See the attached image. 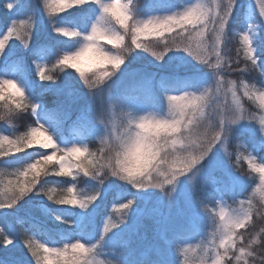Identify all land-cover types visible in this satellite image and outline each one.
<instances>
[{"label":"trees","instance_id":"trees-1","mask_svg":"<svg viewBox=\"0 0 264 264\" xmlns=\"http://www.w3.org/2000/svg\"><path fill=\"white\" fill-rule=\"evenodd\" d=\"M184 1L186 0H139L138 10L143 9V13L149 10H163L171 8L172 5H179ZM8 2L16 3L17 0H0V41L4 42L3 52L12 58L20 57L27 63L28 75L33 83L36 84V90H25L26 99L22 103L41 102V110L36 117L32 115L31 107L26 111H20L14 117L12 125L0 121V135H7L10 139H16L18 136L29 132L31 128L38 127L39 125L36 123L38 118L42 123L50 125L51 134L56 143L59 144V148L50 146L45 149L44 147L32 145L26 148L23 147L20 152H16L14 149L10 152L6 150V155L0 157V169L4 170L3 179L7 183L9 180L23 179L15 174V167H18V165L12 166L7 163L11 157H23L25 154H32V159L28 160L27 163H34L36 159H39V156L36 155L37 153H42L43 155H51L54 151L57 153L56 159L48 163L44 170L40 172L39 177H36L38 181L37 190L40 185H43L46 192L47 189H54V191L47 192V194L42 193L41 195H36L35 192L29 193V197H22L21 200L17 201L16 205L12 206L13 209L17 208L15 211L12 209L0 210V229H3V232L0 233V245H2L4 235H10V238L13 239V244L8 245L6 248L0 246V264H30V261L31 264H36V259L31 255V250L28 249L25 242L28 238L37 243H44L47 248H63L64 243L76 242L75 239H65V234H75L78 231L76 226L64 221L76 220L77 225L83 227L82 230L92 234L103 233L104 227L107 226L108 233H105V235H111L117 231V228H113V224L121 227L120 221L127 219L125 215L127 210L122 209L120 205L126 204L128 198H134L138 190L128 185L127 182L117 181L115 178H109L106 183L112 182L113 191H123L124 198L114 199L112 194L105 192L98 202H94L96 204L94 211L81 209L78 205L55 203L56 200L65 197L67 188L73 185H75L77 198L83 199L84 194L88 193L89 184L92 183L91 178L85 177L83 173H78L75 170H73L75 178L60 174L57 158L64 156V149L72 147V144L86 148L87 152L95 153L97 158L102 157L105 153L98 136L103 131V128L98 123V120L103 119L105 121L106 119V113L102 109L105 99L113 106L116 117H119L123 109L131 108L135 111L139 105L150 107L152 110L163 109L166 104L167 94L161 90V82L169 80L176 71L158 65L150 58L149 52L143 49H134L130 60L128 61L129 57L125 58L129 69L127 74H120L119 69L109 67L110 75L103 79L101 85L95 89H89L83 83V78L80 77L76 69H72L70 66H61L58 63V60L64 54L63 50H77L80 38L65 37L63 34H57L51 28L45 27L50 22L57 26H64L60 24V18H63L65 13L72 12L73 9L53 13L49 17L44 0H19V3L23 6L22 11L19 9H7L6 4ZM131 3H135V0H131ZM241 3L245 5L248 0H241ZM30 13L35 14L32 23L33 28H35L37 22V28L35 35L32 31L29 32L27 37L29 45L25 46L21 38L16 37L14 34L9 36L8 29L12 27L11 22L13 20H27ZM41 21H43V24ZM239 28L240 25L238 23L233 24L232 30L228 32L222 45V53L231 77L237 84L247 83L258 88L264 87V84L261 83V81H264V77H261L259 69L246 70V63H250V61H246L244 57V49L240 37L236 33ZM175 32L171 35H175ZM168 35L165 38H168ZM5 37L8 38L5 39ZM41 41L45 42L53 50L52 54L40 63V66L44 68L45 77H53L52 81L41 80L39 72L35 70L36 63L30 55V46ZM69 42H75L76 47L67 48ZM186 70L189 72L195 71L193 69ZM65 73L71 75L66 76ZM90 74L88 73V75ZM97 76H99V73H97ZM3 78L12 79L13 77ZM52 84H55L54 87L56 88L70 87L75 89L77 94L73 96L56 95L51 92H44L42 96L39 94L41 87L47 88ZM9 90L11 91V89ZM189 90L197 91L194 88ZM93 92L95 93L96 101L92 111H87L90 106L89 94ZM177 92L179 91H170L168 94ZM239 94L245 111L257 116L255 123L258 125V117L261 110L257 103L249 101L247 97L241 94V91ZM57 110L70 113L71 117L65 118L62 116L59 120L53 119L50 114ZM82 113H86V119L82 117ZM243 138L247 141V134ZM228 148L231 151V165L247 179L248 183L245 190L249 191L256 182L258 173L249 169L248 162L244 158H241L239 163H237L236 156L241 154L242 151L250 152L251 149L244 143L238 144L235 139L228 144ZM253 154L258 160L264 162L259 153ZM217 175L220 174L217 173ZM31 178L30 175L29 179ZM210 189V177L204 174L192 186V191L189 190L190 199L196 209L205 215L210 211L208 207H205V201L214 202L215 199V196L210 193ZM154 192L158 197L163 191L154 189ZM47 195H51L53 200L48 201ZM180 198L178 199L179 203L172 202L170 205H163L162 224L156 222V217L144 220V227L141 229L143 239L135 241L133 247L142 249L153 244L164 246L159 236L160 228L163 229L162 232L165 233L168 239H174L178 233L189 227L190 223H187L186 218L179 213L181 209L179 204H182ZM156 204V199L153 198L150 206ZM136 206L141 205L139 201L134 200L133 207ZM48 209L55 211L61 219L56 220ZM198 223L200 226L199 235L194 234L191 239L176 241L173 249L176 264H180V261L184 258L183 254L176 251V249L188 247L189 245L195 247L203 241L205 232L209 227L208 221L206 222L204 218H201ZM262 227H264V201L256 200L253 206L251 222L247 228L239 229L238 232L243 234L244 243H246L250 235L258 233ZM49 238L51 242H49ZM91 242L95 243V240ZM81 243L88 246L87 240H81ZM256 250L257 257L255 258L258 259L260 255L259 248ZM117 251L118 249L100 246L88 258L94 259L97 264H115V252ZM39 253L43 256V249H39ZM50 259L56 260L57 258L53 255ZM40 264H44V262L41 260ZM225 264H235L231 251L228 257L225 258Z\"/></svg>","mask_w":264,"mask_h":264},{"label":"clouds","instance_id":"clouds-1","mask_svg":"<svg viewBox=\"0 0 264 264\" xmlns=\"http://www.w3.org/2000/svg\"><path fill=\"white\" fill-rule=\"evenodd\" d=\"M82 2L83 0H64L67 4ZM236 2L237 0H197L187 9L145 18L138 13L139 0H135V3H131V0L129 3L123 0H104L107 6L102 8L101 14L105 25L98 28L94 24L90 32L91 39L84 46L99 58L97 66L89 72L91 74L88 75V79L94 80L97 73H109V67L118 69L125 62V58L133 55L134 49L143 46L144 49L150 50L147 51L150 53L164 52L184 36H194L199 42L201 54H207L211 59L214 52L213 42L218 39V30L209 28V25L222 12L231 11ZM127 4H131L130 9L126 7ZM245 5L254 6L258 12L259 19L251 26L255 28L257 24H264V0H248ZM176 29L178 31L175 35L169 34ZM61 31L68 37L79 34L75 30ZM239 31L244 57H247L246 61H250L246 63V70H257L256 61L253 59V36L243 26H240ZM165 34H169L167 43L163 39ZM206 36L209 38L206 39ZM149 37L155 39H147ZM105 42L111 45V49L104 47ZM80 50H84L83 47ZM207 62L206 60L205 63ZM225 86L232 96L230 104L221 103L215 93L202 88L199 91L167 94L163 111L150 109L135 112L127 108L121 111L119 117L107 123L99 119L98 123L102 125L103 131L98 138L105 154L97 160L94 153L87 150L80 152L74 148L58 161L61 166L60 174L70 176L75 170L83 173L85 177L95 179L118 178L140 185L163 183L165 184L163 191L171 192L173 182L192 166L194 158L205 151L206 145L218 131L217 113H222L224 120L230 121L237 119L242 110H245L241 98L237 95L236 81L225 80ZM253 88L254 86H246L243 95L249 101L257 103L264 113V87L256 88L255 91ZM25 99V90L17 81L0 78V121L12 125L14 117L20 111H26L31 107V104L22 103ZM208 109L211 111H207ZM49 133H44V141L41 144L44 147H54L56 144L53 135ZM261 135H264V127L261 128ZM34 139V135H26L15 141L8 137H0V154L6 150L19 151L23 147L31 146ZM247 162L249 169L259 174L260 184L264 185V163H257L254 159H247ZM48 163L49 158L42 157L18 174L22 180H9L7 183L3 179L4 170L0 169V208H11L13 202L17 203L19 194L29 189ZM66 191L67 195L56 200L57 203L82 206V199L77 198L75 185L68 187ZM261 200L264 201V187L261 188ZM245 218L246 209L242 204L225 211L218 220L214 218L213 233L216 239L221 240L226 235V229L242 227ZM244 247L249 251L238 264H264V227L258 233L251 234ZM257 248L260 252L258 259L255 258ZM40 249L44 252L41 256L44 264H97L94 259L88 258L90 255L88 246L80 241L72 243L71 246L63 245L64 251L71 253L68 256L62 255L60 248H47L41 245ZM180 252L184 256L180 264H202L209 249L196 245ZM53 255L56 256V260L50 259ZM216 264H220L219 260Z\"/></svg>","mask_w":264,"mask_h":264},{"label":"snow or ice","instance_id":"snow-or-ice-1","mask_svg":"<svg viewBox=\"0 0 264 264\" xmlns=\"http://www.w3.org/2000/svg\"><path fill=\"white\" fill-rule=\"evenodd\" d=\"M44 5L48 9L49 17L53 13L63 12L65 9L72 8L73 11L70 13H65L63 18H60V24L64 26H57L56 24L49 23L45 27L51 28L57 34H63L62 29L75 30L79 34L77 38L79 39V46L77 50H63V56L58 60V63L61 66H70L72 69H76L79 72L80 77L83 78V83L88 86L89 89H95L101 85L103 79L108 77L110 73L99 74L94 80L88 79V73L97 66L99 58L91 53L88 47H84L88 44V41L91 39L90 32L92 26L95 24L98 28L105 25V20L102 13V8L107 5L104 3V0H83L82 3L67 4L64 3V0H44ZM74 5L82 7H73ZM190 4L184 6L182 9H187ZM126 7L130 9V4H127ZM172 7H177L172 5ZM6 8L9 10L19 9L23 10V6L17 0L16 3L8 2ZM172 12L169 11L168 13ZM138 13L141 15L143 9L138 10ZM145 16H152L146 14ZM35 14L30 13L28 19H21L19 21L13 20L12 27L8 29V35H15L18 38L23 40L25 46L29 45L27 39L30 31L33 34H36L37 22L35 28H33L32 21L34 20ZM259 19L258 12L254 6L249 7L241 3V0H237L236 4L233 6L231 11L222 12L216 19L212 20L209 28L217 29L218 39L213 42V55L215 57L213 60L208 58L207 54H201L200 45L198 40L194 36H184L183 39L174 42L172 46L166 48L164 52H151V55L155 57V61H164L167 54L176 50L187 52L191 56L195 57L197 61L203 65L204 69H207L206 72L200 73L199 66H194L196 71L189 72L186 69L181 70V67L177 66L176 73L166 81L161 82V90L167 94L170 91H188V89H197L201 90V87L206 88L210 93H215L219 97L222 93L226 96L228 90L225 86V75L224 73L228 71L223 67L222 61L224 57L222 55V45L225 42V39L228 35V32L232 30V25L238 23L240 26H243L253 36L252 48L254 50L253 59L256 61V67L259 69L260 74L264 75V24H257L255 28L251 25L254 21ZM43 24V21H41ZM222 31H219L221 30ZM174 31V30H173ZM170 35L172 33H169ZM63 36H65L63 34ZM68 37V36H65ZM8 37H5L7 39ZM165 43H167V38L163 37ZM76 47L75 42H69L67 48ZM83 47L84 50H80ZM4 42L0 41V78L3 77H13L24 90L35 91L36 84L30 79L28 75V65L20 57L12 58L7 53L3 52ZM144 51H150L141 48ZM52 49L43 41L40 43H35L30 46V55L33 58L35 64V70L39 72L41 80L52 81L53 77L44 75V68L40 66V61H44L48 56L52 54ZM131 57H129L128 61ZM172 59V57H169ZM245 59L247 57L245 56ZM208 61L205 63V61ZM113 63H115L113 61ZM123 67H119L120 74H127L129 72L128 64L126 61L122 64ZM66 76L71 75L65 73ZM264 84V81H261ZM55 84L49 85L47 88H40V95L44 92H51L56 95H67L73 96L77 92L75 89L70 87H54ZM214 86V87H213ZM243 88L249 86L242 83ZM90 106L87 111H92V107L95 104L96 96L95 93L89 94ZM131 109V108H130ZM41 110L40 103H32L31 111L33 116H37L38 112ZM84 119L87 118L86 113L81 114ZM53 119L59 120L62 116L65 118H70L71 114L63 112L62 110H57L50 114ZM216 128L218 131L211 138L210 142L206 145V149L199 156L195 157L192 166L189 167L183 175H181L176 181L173 182V189L171 192L163 191L165 184L158 183L156 185H140L135 182H127L128 185H131L134 189L138 190L134 198H128L126 204H121L122 209H126L127 219H122L120 221L121 227H117L116 224H113V228H117L116 232H113L111 235H105L108 233L107 226L104 227L103 233L92 234L85 230H82V226L77 225L76 220L64 221L65 223H71L78 231L75 234H65V239L75 241L87 240L88 241V252L92 254L94 250L98 247H111L113 249H118L115 252L116 262L115 264H176L174 259L175 252L173 251L177 240H186L191 239L192 236L200 234V226L198 223V216L194 215L190 221L189 227L181 233H178L174 239H168L164 232H160V239L163 241L164 246L159 244H153L144 248L133 247L135 241L143 239L141 229L144 227V220L146 218L153 217H163V205L164 200L162 197H157L154 189H160L163 191L164 197H167V203L170 205L173 201H178L179 197L183 196L188 201L187 191L181 186L184 185L185 180L181 179L186 173L192 172L194 169L197 172L206 174L210 177V182L212 184L213 191L223 198L225 194H235L237 188L240 186L239 181L241 179L235 171L230 168V157L231 153L228 151V144L235 139L238 144L244 143L248 148L251 149L247 156L243 154H238L236 156V162L239 163L241 158L244 159H254L256 157L252 153H259L261 158L264 159V135H261V128L264 127V114L258 117V125L255 123L257 116L247 113L245 110H242L241 115L234 120L225 121L222 113H217ZM38 127L31 128L29 132L24 133L18 136L16 139H11L13 141L17 139H22L26 135H34L35 139L32 145H41L44 141V133L50 132L48 127L41 122L40 119H36ZM40 129H44V132H40ZM247 134V141L243 138ZM0 137H8L7 135H0ZM43 137V139H41ZM56 138V137H55ZM10 139V138H9ZM57 140V138H56ZM31 145V146H32ZM70 148H65V155L68 152H71L74 148L77 151L83 152L86 151V148L78 147L77 144H72ZM30 147V146H26ZM25 147V148H26ZM44 147V146H43ZM55 148H59V144H55ZM47 149L48 147H44ZM22 150V149H21ZM16 151V152H20ZM10 152V151H9ZM95 154V153H94ZM6 155V152L0 154V157ZM39 159H36L34 163H27L28 160L32 159V154H25L23 157H11L7 163L15 167V174L18 176L19 173H22L29 165L35 164L42 157L47 156L49 161L52 162L57 157V153L54 151L51 155H43L42 153H37ZM64 155V156H65ZM64 156L60 157L59 160L63 159ZM99 158H97L98 160ZM58 160V161H59ZM61 171V166L59 164V172ZM219 173L220 175H217ZM40 173L37 177H39ZM75 178V174L70 175ZM117 181H123L121 179L115 178ZM108 179H95L91 178L92 183L88 186V193L84 194L82 199L81 209L85 210H95L96 204L103 193L108 192L113 195L114 199L124 198L123 191H113L112 182L106 183ZM167 183V180H165ZM38 184L37 179L29 186V189L25 192L19 194L18 199L21 200L22 197H29L28 194L35 192L36 195L47 194V192H52L54 189H47V192L43 185H40L38 190L36 188ZM175 194V195H174ZM51 195H47V200ZM153 198L156 199L157 204L152 205ZM134 200L139 201L141 206L133 207ZM55 203H57L55 201ZM59 204V203H57ZM243 206V201H241ZM13 205H16L13 202ZM91 205V207H89ZM207 207V206H205ZM12 209L15 211L17 208L13 209L5 207L0 208V210ZM246 209V218L242 227L234 229H226V235L221 239L217 240L214 233L211 234L212 239L210 241H202L201 246H206L209 250L210 248L216 249L214 257L212 259V264H216L219 260L220 264H225V258L228 257L229 252H232V257L234 261L237 262L241 260L245 253H248L249 249L244 247V236L238 229H245L248 227L249 223L252 220L253 206L251 201H249L248 207ZM53 217L56 220H60L61 217L56 214L55 211L48 209ZM225 211L222 209L219 213V216L224 215ZM3 232V229H0V233ZM95 240V243L91 241ZM28 249L31 250V255L35 257L36 264H40L41 255L39 249L44 243H37L31 238H28L27 241ZM49 242L51 239L49 238ZM13 244V239L10 238V235H4L2 238V247H7L8 245ZM84 244V243H83ZM64 245L71 246L72 243H64ZM192 246L176 249V251L187 250ZM55 248V247H53ZM223 250L222 252L220 250ZM62 255L68 256L71 255L70 252H65L63 248H60ZM207 256V255H206ZM31 264V261H30ZM202 264H206V257L202 261Z\"/></svg>","mask_w":264,"mask_h":264},{"label":"rangeland","instance_id":"rangeland-1","mask_svg":"<svg viewBox=\"0 0 264 264\" xmlns=\"http://www.w3.org/2000/svg\"><path fill=\"white\" fill-rule=\"evenodd\" d=\"M49 2H51V0H49ZM123 2L125 3H129V0H123ZM197 0H186L184 2H182L179 5H176L177 7H171L168 9H163V10H149L146 13L141 14L142 17H147L145 16L146 14L148 15H155V14H163V13H168L169 11H176V10H182V8L188 4H192V3H196ZM77 5H74L73 7H76ZM71 9V8H69ZM69 9H65L64 11H67ZM240 29V28H239ZM239 29L236 30V33L239 35L240 37V31ZM178 29L174 30L173 33L175 31H177ZM168 34H165V36ZM149 38H153V37H149ZM209 37L206 36V39H208ZM144 39V38H142ZM148 39V38H147ZM104 47L106 49H111L110 45H108L106 42L104 44ZM150 53V52H149ZM223 55V53H222ZM169 57H172V59H169ZM224 57V55H223ZM150 58L156 62L158 65H160L161 67L170 69V70H175L177 71V66L179 65L181 67V70H195L196 68L194 66H199V72L200 73H204L207 71V69L203 68V65L200 64L199 61H197L195 59V57L191 56L189 53L187 52H182V51H172L169 54L166 55L165 60L164 61H155V58L152 57L151 53H150ZM212 59L214 60L215 57H212ZM43 61H40L38 63H42ZM37 63V62H35ZM223 67L225 69H228L227 65H226V61H225V57L224 60L222 61ZM226 80H234L231 77L230 71L228 69V71H226L224 73ZM13 79V78H12ZM247 84V83H244ZM238 88H237V95L240 97V91L241 94L243 95L244 92V88L242 86V84H237ZM249 85V84H247ZM214 87V86H213ZM249 87H253L252 85H249ZM258 87L253 88V91H255V89ZM188 91H190L188 89ZM181 91L177 92V93H170V94H180ZM168 94V93H167ZM241 98V97H240ZM219 100L221 103H231L232 102V96L231 93L228 92L227 95L225 96L223 93L219 96ZM137 107V106H136ZM165 108V107H164ZM164 108H160V111H163ZM102 109L105 111L106 113V119L105 122H109L111 119L116 118V113L114 111L113 106L110 104V102L105 99L104 101V105L102 107ZM150 107H146V106H142L139 105L136 109L135 112H144L147 110H150ZM154 110V109H153ZM209 111H211V109H208ZM264 113H260V115H262ZM48 127V130L50 131L49 134H51V128L49 124H45ZM40 132H44V129H40ZM41 139H43V137H41ZM38 147H43L42 145H36ZM228 151L231 153L230 149L228 148ZM243 156H247L249 154V151H242ZM252 155H254L252 153ZM255 156V155H254ZM256 157V156H255ZM60 158V157H59ZM59 158H57V160H59ZM247 160V159H246ZM256 162L257 163H264L263 161H260L256 158ZM230 168L235 171V173L241 177L239 183V187L237 188L236 193L233 194H225L223 196V198L221 199V197L219 195H217L216 192L213 191L212 188V184H211V189H210V193L213 194L215 196L214 202H209V201H205L206 206L210 209L209 213L202 214V212L200 210H197L195 205L193 204L190 195V191H192V186L196 183L197 180H199L204 174L195 171V169L192 172L186 173L184 177H181V179L185 180L184 185H182L181 187L183 189H185L187 191V195H188V201L186 202L185 198L183 196H181L180 200L182 201V204H179V206L181 207L179 213L181 214L182 217L186 218V222L190 223L191 219L193 218L194 215L198 216V220H200L201 218H204L206 220V222L208 221V229L205 232V237L203 238V241H210L212 239L211 234L214 232L215 230V225L213 223L214 218L216 220L219 219V213L220 211L223 209L224 211H230L232 208L236 207L237 205L241 204V201H243V207L247 208L249 201H251L252 206H254V203L256 200H261V188L264 187V185L260 184V177L258 174L257 180L254 183V185L252 186V188L249 191L245 190V187L247 186V179L242 176V174L238 173L234 167L231 165V161H230ZM211 183V182H210ZM190 190V191H189ZM175 195V194H174ZM158 197H162L164 200V204H168L167 200L168 198L165 199L163 192H161V194ZM157 202V201H156ZM174 203H179L180 201H173ZM156 222H160L162 224V218L161 217H156ZM239 230V229H238ZM163 229L160 228V232H162ZM216 249L214 248H210L209 252L207 253L206 256V264H212V259L214 257ZM221 252L223 251L222 249L220 250Z\"/></svg>","mask_w":264,"mask_h":264}]
</instances>
